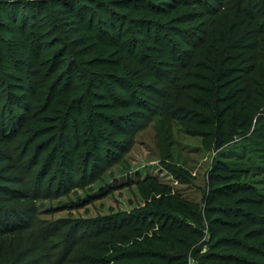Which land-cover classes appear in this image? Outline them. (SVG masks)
Listing matches in <instances>:
<instances>
[{"label": "rangeland", "instance_id": "obj_1", "mask_svg": "<svg viewBox=\"0 0 264 264\" xmlns=\"http://www.w3.org/2000/svg\"><path fill=\"white\" fill-rule=\"evenodd\" d=\"M143 1L133 15L141 25L122 24L116 46L104 34L90 37L86 52L69 45L67 59L85 80L75 108L63 112L60 92L30 98L41 76L54 83H45L31 47L0 30L25 56L24 73L0 66V118L20 115L9 139L0 136V264H264V79L248 88L238 81L255 63L256 44L264 47L246 35L264 37V19L250 8L264 0H232L230 13L206 16L190 0H166L179 5L171 15L150 8L159 0ZM225 69L233 75L218 84L217 104L234 94L228 102L258 128L241 158L230 152L249 137L216 148L214 105L201 96ZM234 159L243 170L220 172L217 190L210 187L219 160ZM209 195L228 209L206 207Z\"/></svg>", "mask_w": 264, "mask_h": 264}, {"label": "trees", "instance_id": "obj_2", "mask_svg": "<svg viewBox=\"0 0 264 264\" xmlns=\"http://www.w3.org/2000/svg\"><path fill=\"white\" fill-rule=\"evenodd\" d=\"M184 1V0H182ZM188 1V0H187ZM192 5L196 6L198 10H201L203 15L206 16L207 12L210 15H217L219 10L226 11L225 13H230L232 7V0H190ZM234 1V0H233ZM242 0H237L241 2ZM257 1V0H253ZM143 0H0V30L1 34L10 33L14 35V38L18 41H22V47L27 51L28 47H31L33 51L31 54H35V63L42 67V71L46 72L45 83L52 81L51 87H48L47 84H42L44 76H41L36 80L37 91L32 94L30 98L34 99H51L53 94L60 92L57 97L56 104L59 106V109L63 112L70 109L72 106L75 108V104L72 103L78 99L80 92L82 94V84L85 80V74L81 72V66L73 61L67 59V54L70 53L68 49L69 45H76L79 51L86 52V47L88 46L89 41H92L90 37H97L99 34L106 35L109 39L110 45L116 46L117 39L120 41L122 24L131 23L139 27L141 25L142 18L134 17L133 15L141 13L144 9ZM158 5L150 4V8L156 12H166L167 15H171L172 11H175L176 7L173 2H168L166 0H159ZM235 4V3H234ZM252 4V2L250 3ZM244 5V4H242ZM47 8H50L52 11H46ZM251 16L254 18L255 14H258L259 17L264 19V4H252ZM203 16V17H204ZM254 20L258 21L257 18ZM144 21V19H143ZM259 22V21H258ZM263 23V22H260ZM121 25V26H120ZM98 30V31H97ZM120 30V31H119ZM110 31L115 32V34H110ZM142 35L145 34L141 30ZM77 35L76 38H68V35ZM92 35V36H89ZM246 35L255 37L260 41H264V37L260 36V33H255L254 31H247ZM148 38L151 40V36L148 35ZM70 39V40H69ZM69 40V42H68ZM128 41V40H124ZM153 41V40H151ZM0 66L1 63H5L7 66L17 69L20 73H24V55L16 51V47L12 46L10 43H7L5 38L0 39ZM12 46V47H11ZM252 46V45H251ZM262 49L261 57L257 56L256 53L260 54ZM247 55V54H246ZM250 55V53H249ZM253 58H251V57ZM249 57L254 60V65L247 67L242 70L244 76L240 78L241 84H244L245 87L253 85L254 78L264 79L262 74H264V47L258 42L254 49V54L251 53ZM37 58V60H36ZM257 59L259 61H257ZM21 63L22 68L19 66ZM241 73V72H240ZM233 75V72L229 69H225L223 72V78L212 74L210 76V82L201 87L202 98L208 103L214 105V118L216 120V140L215 146L218 149H222L227 143L231 141L235 136L239 137H249L247 142L243 141L240 151L230 152L234 157H239L243 155L241 150L244 146H249L251 144L250 137L258 128L254 126V121L251 115L246 111H237L238 101H230L229 99L233 98L234 94H227L226 97L220 98V102L224 103V106L217 104L218 94L220 95L219 83L222 79L230 78ZM114 74H105L104 77H111ZM53 85V86H52ZM41 90V94L38 95V91ZM33 92V91H32ZM256 92L252 90L249 91V99L254 101V96ZM40 97V98H39ZM61 97V98H60ZM62 99V100H61ZM83 100L84 99H80ZM85 102V101H84ZM169 105L163 108V113L174 115L173 111L169 110ZM177 112V116L181 114L180 109ZM228 113H232L230 117V132L226 140H223L226 135L225 125H226V116ZM184 114V111H183ZM179 116V118L184 117L185 115ZM15 116L14 119L7 120L6 118H0V136L4 137V141L8 140L12 131L17 125V121L20 118ZM199 117H205L203 114H199ZM67 120V119H66ZM6 121V122H5ZM70 121L67 120L66 123ZM243 140V139H242ZM241 140V141H242ZM243 159V158H242ZM243 162H237L236 159L232 161H223L219 160L216 165V174L213 173L209 178L210 187H214L223 179V175H220V172L227 173L232 171H242L243 168L241 165ZM215 186V190H217ZM214 203L215 209L221 211H226L227 207H223L222 203L216 202L214 195H209L206 199V207H209V204ZM237 208L246 211L245 208H242L240 205H236ZM178 207V206H177ZM179 209L184 210V207L179 206ZM228 211V210H227ZM249 215L251 213H248ZM9 215V214H7ZM6 219H10L5 217ZM5 219V220H6ZM4 217L0 216V221L3 222ZM254 218H250V221H253L252 227H256ZM177 228L181 229L180 226ZM214 231L213 227H210L209 232ZM204 237V234L201 230H197L196 233ZM185 235V234H184ZM179 235H173L174 239L177 240ZM185 236L186 237H189ZM168 248H174L175 245L165 240ZM229 241V240H228ZM182 240L177 241L176 246L182 244ZM230 244V243H228ZM239 246H233L232 251L241 250ZM251 249V248H250ZM173 261H169L168 264H179Z\"/></svg>", "mask_w": 264, "mask_h": 264}]
</instances>
